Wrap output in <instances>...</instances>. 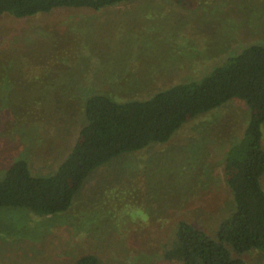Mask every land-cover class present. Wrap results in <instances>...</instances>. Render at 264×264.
Here are the masks:
<instances>
[{"label": "rangeland", "instance_id": "obj_1", "mask_svg": "<svg viewBox=\"0 0 264 264\" xmlns=\"http://www.w3.org/2000/svg\"><path fill=\"white\" fill-rule=\"evenodd\" d=\"M254 43L264 45V0H131L0 15V70L11 71L0 77V176L18 157L35 174L55 170L90 93L145 99ZM248 118L238 98L187 118L166 142L94 169L64 212L0 208V264H73L85 252L101 264H172L161 254L179 219L213 236L233 209L225 154ZM261 133L264 148V123ZM240 257L264 264L256 249Z\"/></svg>", "mask_w": 264, "mask_h": 264}, {"label": "trees", "instance_id": "obj_2", "mask_svg": "<svg viewBox=\"0 0 264 264\" xmlns=\"http://www.w3.org/2000/svg\"><path fill=\"white\" fill-rule=\"evenodd\" d=\"M129 1L0 0V15L27 18L63 8L100 10ZM7 76L11 77L10 70H0V77ZM24 76L35 75L25 72ZM232 98L242 100L249 109L243 135L225 154L224 180L234 207L219 220L213 236L179 219L161 256L172 264H248L240 257L243 252L256 249L264 256L262 44H250L227 56L198 80L174 83L145 99L116 100L101 92L90 93L82 99V124L55 170L35 174L24 157L5 168L0 176V208H21L45 217L64 212L98 166L151 143L166 142L187 118ZM73 264L101 263L95 253L85 252Z\"/></svg>", "mask_w": 264, "mask_h": 264}, {"label": "clouds", "instance_id": "obj_3", "mask_svg": "<svg viewBox=\"0 0 264 264\" xmlns=\"http://www.w3.org/2000/svg\"><path fill=\"white\" fill-rule=\"evenodd\" d=\"M145 219H146V216H145Z\"/></svg>", "mask_w": 264, "mask_h": 264}]
</instances>
